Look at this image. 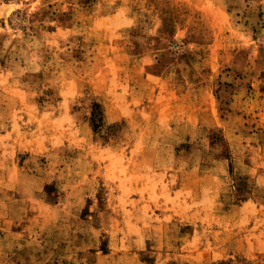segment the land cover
Returning <instances> with one entry per match:
<instances>
[{
  "label": "rangeland",
  "instance_id": "1",
  "mask_svg": "<svg viewBox=\"0 0 264 264\" xmlns=\"http://www.w3.org/2000/svg\"><path fill=\"white\" fill-rule=\"evenodd\" d=\"M0 264H264V0H0Z\"/></svg>",
  "mask_w": 264,
  "mask_h": 264
},
{
  "label": "bare ground",
  "instance_id": "2",
  "mask_svg": "<svg viewBox=\"0 0 264 264\" xmlns=\"http://www.w3.org/2000/svg\"><path fill=\"white\" fill-rule=\"evenodd\" d=\"M14 10H15V9H14L13 7H10L9 9H7V11H6L7 16L10 15ZM4 14H5V13H4ZM6 14H5V16H6ZM5 16H4V17H5ZM5 19H7V18L5 17Z\"/></svg>",
  "mask_w": 264,
  "mask_h": 264
}]
</instances>
